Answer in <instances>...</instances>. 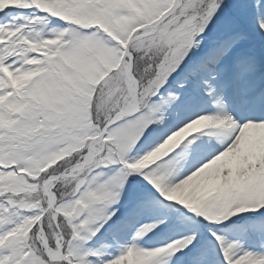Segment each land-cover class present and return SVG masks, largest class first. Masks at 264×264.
Segmentation results:
<instances>
[{
  "label": "snow or ice",
  "instance_id": "1",
  "mask_svg": "<svg viewBox=\"0 0 264 264\" xmlns=\"http://www.w3.org/2000/svg\"><path fill=\"white\" fill-rule=\"evenodd\" d=\"M0 264H264V0H0Z\"/></svg>",
  "mask_w": 264,
  "mask_h": 264
}]
</instances>
